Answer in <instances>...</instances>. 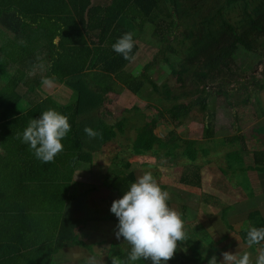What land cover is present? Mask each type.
I'll list each match as a JSON object with an SVG mask.
<instances>
[{"label":"trees","instance_id":"trees-1","mask_svg":"<svg viewBox=\"0 0 264 264\" xmlns=\"http://www.w3.org/2000/svg\"><path fill=\"white\" fill-rule=\"evenodd\" d=\"M108 1L99 5L93 0H0V24L15 34L11 37L0 29V264H68L55 263L53 258L65 248H90L83 241L85 237L79 236L85 220L71 216L66 209L78 196L70 191L75 172L92 163V154L104 146L116 128L119 132L126 128L125 120L110 123L102 109L107 95L119 91L116 89L119 80L133 94L130 104L142 97V91L149 85L156 92H163V100L173 103L170 108L160 109L142 126L129 147L131 155L161 156L162 153L174 159L186 156L195 162L200 152L210 151L198 147L199 140L188 141L183 151L176 132L171 131L169 139L163 140L155 133L157 124L164 120L175 128L182 127L196 106L201 111L208 110L207 99L215 86L219 88L217 95L224 94L228 100L233 94L230 86L241 75H253L264 64V51L257 48L264 43V0ZM230 12L237 13V20H231ZM148 24L154 28L153 34L161 35L159 53L164 54L163 61L176 78L175 89L168 81L159 88L145 75L155 60L146 64L139 75L123 76L139 51L138 31ZM126 32L134 34L130 60L112 48ZM244 52L257 58L247 70L237 61ZM45 80L52 81L51 85L45 84ZM187 80L193 83L192 89L187 87ZM249 85L263 90L264 79L254 75L237 89L247 94V99L251 96ZM196 96L198 104L194 100ZM50 108L68 117L71 130L62 140L63 151L54 162L43 163L16 134L22 136L29 121ZM85 127L100 135L90 138L84 132ZM211 130L212 125L208 124L206 131L210 136ZM245 138L241 131L228 141L222 138L225 145L239 143L238 148L228 152V169H223L226 173L238 168L243 173L248 170L242 165L243 155L248 153ZM261 153L254 152L255 157L258 155L257 171L264 170V153ZM123 161L125 171L117 173L119 179L112 184L118 198L137 179L132 164ZM190 178L201 180L200 174L192 172L183 175L181 181L192 185L195 181ZM247 190L253 195L251 186ZM168 204L174 208L172 200ZM213 206L217 208L216 204ZM180 208L182 211L176 210L184 222L189 219L188 212L197 217V210L187 204ZM229 208L219 209L221 212L215 209L223 221ZM209 213L204 210V221L191 232L185 231L187 241L178 242L174 257L166 264H208L213 255L220 264L222 252L235 253L238 251L235 246L240 243L247 246V227H264L261 212L250 211L246 227L236 232L240 242L222 245L220 241L225 239H217V229L207 219ZM125 243L128 252L119 254L118 259L122 264H130L131 246ZM91 254L94 256V251ZM136 264L152 262L140 259Z\"/></svg>","mask_w":264,"mask_h":264},{"label":"rangeland","instance_id":"rangeland-1","mask_svg":"<svg viewBox=\"0 0 264 264\" xmlns=\"http://www.w3.org/2000/svg\"><path fill=\"white\" fill-rule=\"evenodd\" d=\"M97 3L102 4L100 1ZM236 14L234 12L229 13L232 21L237 20L238 16ZM165 29L167 33L168 27H165ZM153 31L154 28L150 24L144 27L143 30L139 29L138 37H136L138 38L139 51L126 67L123 76L124 78H128V75L137 76L143 72V67L146 64L155 60V65L145 75H148L159 88L164 82L168 81V85L175 89L177 88L176 78L172 75L168 64L163 61L164 54L159 53L158 43H160L159 37L161 35L157 36L152 33ZM257 48L259 51H264V43L258 44ZM168 54L171 55L172 52ZM181 59L184 60L183 57ZM256 59L244 52L237 61L247 70L248 66L256 63ZM263 70L264 64L255 70L253 75L249 73L245 77L241 75L238 82L230 86L229 91L233 94L230 95L228 100L224 94L217 95L216 91L219 88L215 86L212 89L213 94L207 99L208 110L204 112L196 106L195 110L189 115L190 119L182 127L175 128V125L164 120L157 124L155 133L163 140L169 139L171 131L176 132L175 135H178L181 147L184 148L183 151L187 148V142L190 140H199L198 147L201 146L210 151L208 154L200 152L195 162L186 156H178L174 159L163 156L162 153H159L161 156L152 154L146 156L131 155L129 147L142 126L149 122L151 117L156 116L160 109L170 108L173 103L170 104L163 100V92H156L152 85H149L142 91L143 96H139L134 104H130L133 100V94L125 87L124 81L117 78L119 81L116 89L120 92L108 94L102 109L108 114L110 123L125 120L126 128L123 132H119L116 128L104 146L95 153L92 152V163L82 166L74 176L77 183L74 184L73 190L78 196L74 202L75 204L73 203V212L75 216L85 220L83 228L88 235L83 230L79 233V236L85 237V242L90 245V248L85 249L86 251L90 253L94 251V256L103 264L107 261L112 262V258H118L119 254L124 255L128 252L124 246L126 243L123 237L116 238L115 233L118 231L119 221L115 214L110 211L112 202L120 199L118 193L112 188V184L119 179L120 175L117 173L120 172L121 174L122 171H125L123 168L124 159L132 164L131 168L136 172L137 178L143 175L145 171H151L161 188L169 193V200H172L175 210L179 208L182 211L180 207L183 204H187L190 209L197 210L196 218L192 216L191 212L187 213L189 219L184 222L185 231L191 232L194 227H198V224L204 221L203 211L207 209L210 212L207 219L219 233H217V239H225L220 241L221 244L224 245L230 241V243L236 245L240 242L236 232L246 227L249 210L251 208L252 211L257 210L259 201L263 200L260 197L256 202L257 190L251 195V191H248L247 188L249 182L251 184V181L255 178V174H263L264 170L255 173V165L247 166L242 163L243 166L245 165L248 168L246 172L243 173L238 168L232 173H226L224 170L228 169V152L238 148L239 143L225 145L222 138H226L225 140L228 141V138L237 136L242 130V134L248 139L254 136L264 140V130L256 131L258 129L257 122H260L261 126L264 125V89L258 91L254 85H249L251 96L248 99L246 98L247 94L243 91L240 92L241 94L237 91L240 86L246 85L254 75L259 80H263ZM193 86V83L187 80V87L192 89ZM155 100H159L160 103ZM194 100L197 104L199 103L198 96L194 97ZM208 124L212 125L213 130L210 132L213 131V133L211 136L209 135L211 133L208 132L209 128L206 131ZM236 165L240 166L239 164ZM192 172L200 174L201 180L190 178V180L195 181L194 184L182 183L181 177ZM258 193H261V191L259 190ZM214 204L217 208H214ZM249 205L252 207L250 206L248 209ZM229 206L230 208L225 215L226 221H223L219 209H225ZM87 241H90L91 244ZM206 245L208 246L207 243ZM235 247L238 251H250L252 259L255 261L256 249L260 246L248 248L240 243L238 247ZM246 247L248 249H245ZM91 248L92 252L89 251ZM86 251H84V260L90 257V253ZM58 256L60 254L53 258V262L63 261L68 264H75L76 262H70L64 259V256L60 259ZM80 260L79 264H81ZM84 262L86 264V260ZM135 262L137 263L138 260ZM135 262L130 261V264H136Z\"/></svg>","mask_w":264,"mask_h":264},{"label":"clouds","instance_id":"clouds-1","mask_svg":"<svg viewBox=\"0 0 264 264\" xmlns=\"http://www.w3.org/2000/svg\"><path fill=\"white\" fill-rule=\"evenodd\" d=\"M132 32H126L112 45L113 50L130 60L135 45ZM51 85L52 81L45 80ZM71 130L66 115L55 109L43 111L38 118L29 121L17 139L28 144L35 157L43 163L54 162L56 155L63 151L62 140ZM84 132L95 138L100 133L90 127ZM169 193L161 188L151 171H145L129 188L124 191L122 198L114 200L110 211L118 218L116 238L121 236L131 247L128 260L135 262L140 259L151 260L152 264H166L177 251L178 242L187 241L184 221L181 214L170 207ZM246 244L248 248L260 245L256 249L255 261L250 251L222 252L220 264H264V227H247ZM86 264H102L95 256L86 258ZM112 264H122L117 258H112ZM208 264H218L213 255Z\"/></svg>","mask_w":264,"mask_h":264},{"label":"crops","instance_id":"crops-1","mask_svg":"<svg viewBox=\"0 0 264 264\" xmlns=\"http://www.w3.org/2000/svg\"><path fill=\"white\" fill-rule=\"evenodd\" d=\"M3 2H6L7 0H2ZM100 1V2H109L108 0H93V3L94 4H98L97 2ZM102 5H105V4H102ZM3 25L0 24V29H2L4 31V33L8 34L9 36H14L15 34L13 33V31L7 29V28H4L2 27ZM263 122H264V118H263ZM257 128L256 131H259V129H263L264 128V125L261 126L260 122H257ZM242 132V130H240ZM246 139V146H247V149H248V153L243 157V160H244V163L247 165V166H251V165H255L256 164V159L258 161V155H254V152H258L260 155H262L261 152L264 153V140L262 139H259L258 137H254L252 136L250 139L248 138H245ZM253 143H255V145H253ZM253 146L254 148H251ZM80 170V169H79ZM78 170V171H79ZM77 172V171H76ZM75 172V174H76ZM257 172V169L255 168V173ZM254 173V174H255ZM74 174V176H75ZM77 182H75V179L73 177V183H72V187H71V192L74 191L73 190V184H75ZM252 184V185H251ZM251 184L249 182V186H251L252 188V192L254 193L256 190H257V194H256V197L257 199L255 200L256 202L258 201V199L260 197L263 198V200H260L259 201V205H257L258 207V211L261 212V214L264 216V173L263 174H255V178H253V181H251ZM247 188V187H246ZM259 190L261 191V193H258ZM260 194V195H258ZM75 204V203H74ZM74 204H68V209L67 212L72 215L75 216L74 212H73V208H74ZM251 205H249L247 208L249 209ZM252 207V206H251ZM252 211V208L249 210V212ZM49 223H51L49 220H47ZM101 222V221H99ZM98 226H99V223H98ZM84 233H86V231L84 230ZM88 235V234H87ZM85 241V238H83ZM88 242V241H87ZM245 249H248L247 247ZM86 251L85 249H82L80 247H72V248H65L61 253H60V256H58V258L61 259V257L64 256V259H67L68 261L72 262V261H76L75 264H79V260L81 262V264H84L85 260H84V254ZM88 252V251H86ZM90 253V252H88ZM81 256V258H79ZM89 256H92V254L90 253ZM56 257V255L54 256V258ZM84 257V258H83ZM83 258V259H82Z\"/></svg>","mask_w":264,"mask_h":264}]
</instances>
